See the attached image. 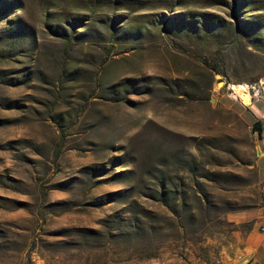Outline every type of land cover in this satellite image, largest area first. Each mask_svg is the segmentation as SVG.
Instances as JSON below:
<instances>
[{
	"label": "rangeland",
	"instance_id": "obj_1",
	"mask_svg": "<svg viewBox=\"0 0 264 264\" xmlns=\"http://www.w3.org/2000/svg\"><path fill=\"white\" fill-rule=\"evenodd\" d=\"M114 1L0 0V264H232L264 203V0Z\"/></svg>",
	"mask_w": 264,
	"mask_h": 264
},
{
	"label": "crops",
	"instance_id": "obj_2",
	"mask_svg": "<svg viewBox=\"0 0 264 264\" xmlns=\"http://www.w3.org/2000/svg\"><path fill=\"white\" fill-rule=\"evenodd\" d=\"M254 224L232 264H264V203L253 216Z\"/></svg>",
	"mask_w": 264,
	"mask_h": 264
},
{
	"label": "bare ground",
	"instance_id": "obj_3",
	"mask_svg": "<svg viewBox=\"0 0 264 264\" xmlns=\"http://www.w3.org/2000/svg\"><path fill=\"white\" fill-rule=\"evenodd\" d=\"M233 90H234V93L235 95L237 96V98L244 104L247 106V103L250 102L251 103V97H250V94L249 92L246 91V84H231ZM251 87V86H250ZM248 96V97H247ZM248 99V102L247 101H244L243 99ZM249 103V104H250ZM248 104V105H249Z\"/></svg>",
	"mask_w": 264,
	"mask_h": 264
},
{
	"label": "built area",
	"instance_id": "obj_4",
	"mask_svg": "<svg viewBox=\"0 0 264 264\" xmlns=\"http://www.w3.org/2000/svg\"><path fill=\"white\" fill-rule=\"evenodd\" d=\"M247 87L245 88L246 89V91L247 92H250V87L248 86V85H246ZM228 89H230V92L232 93V94H234V90H233V88H232V86H228ZM234 97L236 98L237 96L236 95H234ZM253 132H254V135L256 136V138L260 141V142H264V124H262L261 123V126H260V128L259 129H257V130H253Z\"/></svg>",
	"mask_w": 264,
	"mask_h": 264
},
{
	"label": "trees",
	"instance_id": "obj_5",
	"mask_svg": "<svg viewBox=\"0 0 264 264\" xmlns=\"http://www.w3.org/2000/svg\"><path fill=\"white\" fill-rule=\"evenodd\" d=\"M117 1H118V0H115L114 2H117ZM120 1H123V0H120ZM121 3H122V2H121ZM260 126H261V123H260L259 121H256V122L254 123V131L257 130V129H259Z\"/></svg>",
	"mask_w": 264,
	"mask_h": 264
},
{
	"label": "water",
	"instance_id": "obj_6",
	"mask_svg": "<svg viewBox=\"0 0 264 264\" xmlns=\"http://www.w3.org/2000/svg\"><path fill=\"white\" fill-rule=\"evenodd\" d=\"M253 130H254V126H253ZM261 200L264 201V193H263V195H262Z\"/></svg>",
	"mask_w": 264,
	"mask_h": 264
}]
</instances>
